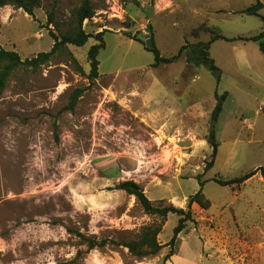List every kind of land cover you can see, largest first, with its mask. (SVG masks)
<instances>
[{"label":"rangeland","instance_id":"1","mask_svg":"<svg viewBox=\"0 0 264 264\" xmlns=\"http://www.w3.org/2000/svg\"><path fill=\"white\" fill-rule=\"evenodd\" d=\"M83 1L40 0L33 14L12 4L0 6V44L23 59L51 50L52 32L60 37L73 28ZM89 1L95 14L83 27L91 34L106 30L99 76L87 77L88 50L98 42L92 36L82 46L57 49L37 68H17L0 93V264H161L153 263L161 250L141 257L120 244L136 238L143 225L162 221L145 213L135 196L115 188L133 177L131 169L145 164L153 168L148 171L154 173L152 190L167 186V198L155 204L179 206L201 187L211 201L209 208L193 205L195 221L179 233L167 264H186L181 253L195 245L206 244V252L212 251L217 233L224 235L227 248L210 259L212 264L228 257L264 264L261 171L241 187L214 180L201 185L214 176L229 179L264 167V53L259 42L212 43L210 54L223 72L218 87L205 65L186 66V50L174 62L154 65L155 53L146 48L155 44L168 57L183 44L191 49L216 32L257 34L262 19L236 12L257 0ZM244 58L249 64L241 63ZM150 84H155L150 87L155 96L168 86L183 101L204 99L207 105L199 107L206 110L216 104L217 89L229 92L217 125L220 144L213 167L205 169L212 152L207 140L211 113L209 120L190 115L185 132L172 127L171 136L162 139L131 112L142 104L138 92ZM76 88L85 91L71 111L67 106ZM204 214L216 220L198 221ZM218 215L225 222L220 231ZM178 218L176 213L167 216L161 241L172 238ZM87 238L98 244H88Z\"/></svg>","mask_w":264,"mask_h":264},{"label":"trees","instance_id":"2","mask_svg":"<svg viewBox=\"0 0 264 264\" xmlns=\"http://www.w3.org/2000/svg\"><path fill=\"white\" fill-rule=\"evenodd\" d=\"M40 0H0V6L12 4L17 8H22L29 14L34 13V9L39 5ZM264 8V0H257L253 4L239 9L236 12H242L249 15H257L264 22V14L261 12V9ZM95 14V8L92 6L89 0H84L83 3L76 8L75 10V23L73 28L69 29L67 32L63 33L60 37L59 35L53 33L55 38L54 45L49 51H41L37 55L30 58H22L18 51L4 48L0 44V93H2L7 85V82L10 78V75L19 67H32L37 68L45 63H47L57 49L65 48L68 50L69 44H74L77 46L84 45L90 37H95L98 42L94 43L88 50V57L90 61V72L87 74L88 78L93 81L99 76V64L98 54L101 48L105 46L104 34L106 30L99 31L95 34H91L85 30L83 23L85 19L92 18ZM52 21V20H51ZM151 32L150 37L153 38L152 27L149 26ZM214 32V30H211ZM148 36V37H149ZM134 39L144 43V40L135 36ZM218 39L226 40H244V41H257L259 42L260 50L264 53V28L259 33L248 36H236L228 37L222 33H214L212 37L207 41H198L191 44V49H188V44H183L179 51L176 54L171 56H163L160 53V50L154 45L146 46V48L153 50L155 53V62L154 65H159L161 63H171L176 61L183 52L187 51V60L190 64L195 66L205 65L214 75L216 80V86L218 87L222 80V69L217 64L216 60L210 54V48L213 42ZM81 71H84L83 69ZM85 88H76L71 95L70 102L67 106V109L74 111L78 99L82 96ZM229 95L228 91L222 93L218 92V89L215 92L216 104L211 112L209 120V131L207 134V140L212 147L211 158L206 163L205 169L213 167L215 163V158L219 148V140L217 136L218 122L220 116L224 109L225 101ZM260 170L264 177V167L260 166L255 170H251L244 174L224 179L219 176H214L208 179L201 180V185L203 186L206 180H214L222 185H240L246 182L247 179L252 177ZM115 188L126 191L129 195L135 196L137 202L141 205L144 212L150 215H157L162 217V221L159 223L153 222L150 224H145L142 226L141 230L136 234V238L122 242L129 250L136 254L137 256H148L158 253L164 245L171 246L169 252L165 256V259L169 258L171 254L174 253V247L176 239L180 232H182L187 226L189 221H195L194 219V209L193 205L196 203L203 208H209L211 205L210 199L206 198L203 187H201L196 193L191 194L188 197L187 207L177 206L174 203L168 204H155L145 192L144 187L135 181L134 179H126L118 182L115 185ZM170 213L178 214V223L174 228V234L168 243L162 244L159 241V234L162 232L163 226L167 219V216ZM81 237H85L83 233H79ZM88 244H98L96 240L87 238Z\"/></svg>","mask_w":264,"mask_h":264},{"label":"crops","instance_id":"3","mask_svg":"<svg viewBox=\"0 0 264 264\" xmlns=\"http://www.w3.org/2000/svg\"><path fill=\"white\" fill-rule=\"evenodd\" d=\"M261 12L264 14V8L261 9ZM246 15H249V14H246ZM263 28H264V24L260 27V31L263 30ZM242 57H244V55ZM241 63L249 64V61H247V59L244 58L241 61ZM187 65H192V64H190L188 60H186V66ZM154 85L155 84H150L148 87L146 86V88L144 89L145 91L141 92V94L140 92H138L139 86L137 87L138 89L137 92L139 93L137 95H139L140 101H141L140 104L141 103L142 104L139 107L136 106V108H131L130 110L136 116L138 115L139 117L147 121V123L152 125L151 127L153 128V134L157 138L167 139V136H171L172 134V127H175L177 129H180V131L185 132L189 126V116L190 115H194V116L207 115L208 116L207 120H209V115L212 109L214 108L215 103L210 105V108L206 110V108L199 107V106L207 105L205 104L204 99L190 100V101L187 100V102L183 101L182 97L173 96V92L170 90V88L168 89V86H167V92H165L162 96H155L152 94V88H150V87H153ZM105 89L107 90V88ZM168 92H171L170 97L167 96ZM134 95L136 94L132 93V97H134ZM119 101L121 103L120 105L121 111H124V112L127 111V109L123 107L124 104L127 105L125 102V99L121 98L119 99ZM208 125H209V121H208ZM204 133L206 134L207 131H205ZM149 169L150 171L153 170L152 166L148 164H145L144 166L140 165L138 166V168L134 167L133 169H131V172L134 173V175L133 177L131 176V178L129 179H134L138 183L144 185L145 192L150 199L157 200L161 198H167L166 183L164 184L163 188L152 190V188L155 187L153 185H156V184H154V182H149V180L152 179L151 176L154 175V173H148ZM249 179H247L246 182ZM261 179H263V176H261ZM150 183H153V184L149 186ZM243 184H240V185L235 184L233 185V187L235 186L241 187V185ZM150 190L153 193L152 195L150 194L151 193ZM187 198L188 197L185 196L183 201H181L178 205L181 207H184L187 201ZM215 218L216 216H214V214H211L210 216H207L206 214H204V215H201V217L199 216L197 219L198 221L199 219L200 220L205 219L206 221L210 219L211 221H215L216 220ZM218 219H219L218 220V226H219L218 231H220L219 229H222L224 227L225 222L224 221L221 222V215H218ZM223 236L224 235L221 236L219 235V233H217V236L215 238L216 240H214L213 245H211V248H214V247L216 248H214L212 251L206 252V246H207L206 244H203L202 248L198 245H195L193 248H190V249L186 248L181 253L182 260L186 264H205V263L212 264L210 260L211 258L215 257L219 252L226 251L227 246L226 244H223ZM159 241L162 244L167 243V242L161 241L160 238H159ZM167 246L168 245H164L161 248V253L155 256L153 263L159 262L161 264H167L168 260L169 259L171 260L173 258L174 253L171 254L168 259L167 258L165 259V256L167 255ZM215 264H251V263H245V262L241 263L239 261H233V259H230L228 257L227 259L222 258V260H217Z\"/></svg>","mask_w":264,"mask_h":264},{"label":"built area","instance_id":"4","mask_svg":"<svg viewBox=\"0 0 264 264\" xmlns=\"http://www.w3.org/2000/svg\"><path fill=\"white\" fill-rule=\"evenodd\" d=\"M2 10V8L0 7V11Z\"/></svg>","mask_w":264,"mask_h":264}]
</instances>
